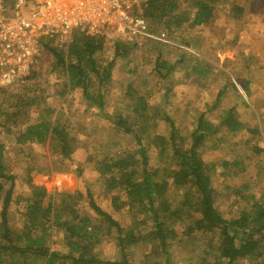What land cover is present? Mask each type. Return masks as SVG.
<instances>
[{"label": "trees", "instance_id": "trees-1", "mask_svg": "<svg viewBox=\"0 0 264 264\" xmlns=\"http://www.w3.org/2000/svg\"><path fill=\"white\" fill-rule=\"evenodd\" d=\"M14 1L8 0L10 5ZM182 1L190 6H182ZM215 1L150 0L144 16L154 32L162 28L178 30L187 23L196 27L208 25L215 18ZM109 43L107 38L76 31L66 50L54 40L44 39L42 53L52 57V71L62 77L63 91L70 92L80 84L88 103L109 122V129L118 131L123 142L129 144L115 150L110 133H103L93 147L98 153L100 181L114 210L127 211L131 221L124 226L103 210L92 195H88L87 209L82 205L85 195L80 191L51 194L44 186H33L28 197L18 201L22 227L13 226L10 207L16 176L7 162L2 138L16 134V143L22 146L49 144L61 160L63 169L58 172H70L65 161L71 159L81 140L72 132L65 115L50 107L42 108L37 122L25 124L42 96L3 93L8 97L0 99V264H264V196L241 194L247 185L234 188L232 195L236 197L232 204L241 206L237 214L224 217L217 206L210 168L201 156L210 141L216 142L221 130L234 136L245 130L235 107L224 112L218 124L202 114L195 130L183 135L160 106L151 105L146 94L131 84L124 93L125 106L109 113L105 88L112 80L117 59L127 60L136 49V42L117 39L112 45L113 57L104 59L101 55ZM188 55L191 57L187 61L180 58L177 63H170L159 51L155 73L167 91L172 88L167 87L170 76L184 62L193 76L212 78V64ZM21 85H0V92L1 87ZM218 95L220 99L224 90ZM159 121L170 123L168 137L153 134ZM96 132L93 129L86 136ZM255 133L259 135L260 131ZM148 140H153L159 149L155 161L149 155L152 142L149 144ZM234 165L235 176L245 171L237 170L240 162ZM227 173L222 172L229 178ZM77 175L80 177L81 172ZM55 232L62 236L60 240L66 247L63 251L51 246ZM109 238L118 250L114 260L100 256L99 247ZM178 245L188 251L180 263L174 259ZM136 247L142 248L138 259L129 255Z\"/></svg>", "mask_w": 264, "mask_h": 264}, {"label": "rangeland", "instance_id": "rangeland-1", "mask_svg": "<svg viewBox=\"0 0 264 264\" xmlns=\"http://www.w3.org/2000/svg\"><path fill=\"white\" fill-rule=\"evenodd\" d=\"M181 5L190 6V3L182 1ZM160 32H166L176 44L190 46L195 53H184L173 45L157 41L136 43V49L127 60L116 61L112 80L105 88L107 111L114 113L125 106L124 93L132 84L133 88L146 94L151 105L160 106L183 135H189L195 130L202 114L209 122L218 124L220 116L235 107L239 120L246 125L245 130L236 136L221 130L216 142L210 141L201 154L214 180L217 206L224 217L230 218L237 214L241 206L232 204L236 197L232 195L234 188L247 185L241 194L264 196V0H216L215 18L210 24L196 27L187 23L178 30L162 28L156 33ZM109 41L111 43L101 55L104 59L112 58L114 54L112 45L116 40ZM69 45H64L62 49L66 50ZM159 51L170 63H177L180 58L187 61L188 54H194V59L214 66L212 78L202 80L193 76L184 62L181 66L177 65L170 76L167 87L172 88L167 91L155 73ZM52 61L50 55L41 52L30 73V76L35 73L34 78L28 79L19 88L1 87L0 99L8 97L3 93L17 97L24 94L42 96L40 104L32 107L25 124L37 122L42 108L50 107L65 115L72 132L81 140L80 146L71 159L65 161L70 172H58L63 169L61 160L52 152L49 144L44 147L35 144L22 146L16 143V134L2 138L7 162L16 176L10 222L15 227H22L18 201L28 197L33 186H44L51 194L54 191L84 193L82 205L87 209H90L88 195H92L103 210L112 213L115 219L126 226L131 221L130 215L125 210H114L111 197L100 181L98 153L93 144L103 133H110L115 150L129 144L123 142L118 131L109 129V122L97 108L88 103L80 84L70 92L63 91L62 77L52 71ZM220 90H224V95L218 99ZM93 129L98 134L87 137V133ZM155 129L153 134L168 137L170 123L159 121ZM257 129L259 135L255 133ZM148 143L152 147L149 155L155 161L159 149L153 140H148ZM236 161L240 162L237 170H245L239 176L234 175ZM223 171L228 172L229 178L223 176ZM78 172H81L80 177ZM61 237V234L53 233L51 246L63 251L66 247ZM183 247L178 245L175 249L174 259L178 263L187 257L188 251ZM141 249L136 247L129 255L138 259ZM99 250L102 258L114 260L118 256V250L110 238L104 241Z\"/></svg>", "mask_w": 264, "mask_h": 264}, {"label": "built area", "instance_id": "built-area-1", "mask_svg": "<svg viewBox=\"0 0 264 264\" xmlns=\"http://www.w3.org/2000/svg\"><path fill=\"white\" fill-rule=\"evenodd\" d=\"M149 1L15 0L10 5L0 0V85L24 84L41 55L42 41L52 39L63 48L76 31L127 42L157 41L195 53L166 32L151 29L144 16Z\"/></svg>", "mask_w": 264, "mask_h": 264}]
</instances>
